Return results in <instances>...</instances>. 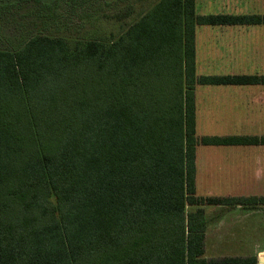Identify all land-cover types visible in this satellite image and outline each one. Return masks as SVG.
<instances>
[{
    "label": "trees",
    "instance_id": "trees-1",
    "mask_svg": "<svg viewBox=\"0 0 264 264\" xmlns=\"http://www.w3.org/2000/svg\"><path fill=\"white\" fill-rule=\"evenodd\" d=\"M255 25L160 0L109 44L0 51V264H250L204 259V207L264 197H198L195 157L264 137L198 138L194 90L264 77L197 76L194 36Z\"/></svg>",
    "mask_w": 264,
    "mask_h": 264
},
{
    "label": "crops",
    "instance_id": "crops-1",
    "mask_svg": "<svg viewBox=\"0 0 264 264\" xmlns=\"http://www.w3.org/2000/svg\"><path fill=\"white\" fill-rule=\"evenodd\" d=\"M204 1L233 12L226 5L238 0ZM258 1L263 11L264 0ZM203 13L196 8L198 15H264ZM194 40L197 76L206 71L208 76L264 77V25L198 26ZM194 98L197 137H264V85L201 86ZM195 167L198 197H264V145L198 146ZM204 217L207 262L239 258L264 264V204L205 206Z\"/></svg>",
    "mask_w": 264,
    "mask_h": 264
},
{
    "label": "rangeland",
    "instance_id": "rangeland-1",
    "mask_svg": "<svg viewBox=\"0 0 264 264\" xmlns=\"http://www.w3.org/2000/svg\"><path fill=\"white\" fill-rule=\"evenodd\" d=\"M159 1L0 0V51L16 52L38 35L63 39L70 47L96 40L109 44ZM262 4L258 0L229 2L226 7L233 12H228L221 11L220 3L198 0L196 8L197 13L208 14H264V8L259 11L258 7ZM207 73L211 72L204 71L203 76Z\"/></svg>",
    "mask_w": 264,
    "mask_h": 264
}]
</instances>
